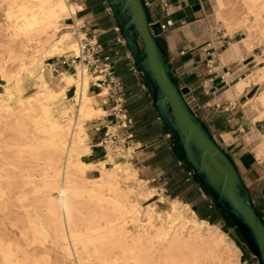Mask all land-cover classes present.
I'll list each match as a JSON object with an SVG mask.
<instances>
[{
  "label": "bare ground",
  "instance_id": "bare-ground-1",
  "mask_svg": "<svg viewBox=\"0 0 264 264\" xmlns=\"http://www.w3.org/2000/svg\"><path fill=\"white\" fill-rule=\"evenodd\" d=\"M215 1L218 22L231 35L245 30L242 44L248 51L254 40L264 43V0H240L245 13L239 19L225 15L237 11L232 0ZM81 9L69 0L0 2V43L6 53L0 75L14 80L13 89L0 94V118L12 136L7 142L0 139V264H95L96 258L107 262L112 250L131 253L124 258L128 264H240V249L228 235L199 219L188 205L180 212L175 201L165 214L156 213L154 191L141 188L130 163L113 164L111 156L87 158L92 153L88 133L107 113L89 96L85 70L55 75L45 64V59L78 55L72 34L62 32L73 28L61 22ZM7 57L19 60L24 76H10L4 67ZM259 65L239 91L264 82V60ZM25 80H31L28 96ZM253 103L260 109L254 122H264V91ZM259 135L264 146V127ZM93 171L99 177L90 180L86 175ZM11 194L20 202V223L30 230L21 236L49 242L50 248L30 250L15 242V231H7L3 222L9 219ZM51 250L60 255V263L53 262Z\"/></svg>",
  "mask_w": 264,
  "mask_h": 264
},
{
  "label": "crops",
  "instance_id": "crops-1",
  "mask_svg": "<svg viewBox=\"0 0 264 264\" xmlns=\"http://www.w3.org/2000/svg\"><path fill=\"white\" fill-rule=\"evenodd\" d=\"M146 2L153 22L163 28L159 39L168 55L175 80L190 90L194 111L237 167L254 207L264 220V146L259 135L260 123L254 122L257 115L252 104L264 91V82L252 83L243 91L238 89L239 84L256 71L255 57L242 44L243 38L223 36L216 29L212 22L217 14L215 0ZM74 5L82 9L76 18L68 19V26L73 27L79 22L86 30L85 34L95 36L103 45L105 54L111 57L115 75L122 80L125 109L131 120L128 131L135 136L132 148L136 161L144 164L149 157L154 159L149 166H143L147 174H153V180H171L180 172L183 173L182 178L172 180V185L194 182L154 107L151 86L135 71L127 45L119 41L123 38L107 0H75ZM54 67L67 73L73 69L62 62ZM99 92L91 89L88 93L99 98ZM112 107L110 100L102 104V109L109 113L107 118L100 120L102 132L115 121L111 117ZM93 138L97 141L91 145L89 158L98 161L104 154L97 146L101 136L96 133ZM166 158L168 161L165 163ZM197 188L204 196L203 188ZM241 264L258 263L249 251L241 250Z\"/></svg>",
  "mask_w": 264,
  "mask_h": 264
},
{
  "label": "water",
  "instance_id": "water-1",
  "mask_svg": "<svg viewBox=\"0 0 264 264\" xmlns=\"http://www.w3.org/2000/svg\"><path fill=\"white\" fill-rule=\"evenodd\" d=\"M135 71L154 93V107L194 178L235 225L258 264H264V220L254 207L237 167L197 116L190 90L175 80L146 0H107Z\"/></svg>",
  "mask_w": 264,
  "mask_h": 264
},
{
  "label": "rangeland",
  "instance_id": "rangeland-1",
  "mask_svg": "<svg viewBox=\"0 0 264 264\" xmlns=\"http://www.w3.org/2000/svg\"><path fill=\"white\" fill-rule=\"evenodd\" d=\"M8 1H10V0H0L1 6L2 5H6ZM69 2L71 4H74L75 0H69ZM232 3H233L232 7L236 8L237 11L231 10V14L229 12H226L225 15H228V17L232 16L233 19H239L242 16H244L243 14L245 13V11H244L245 7L242 6L240 0H232ZM0 13H2V12L0 11ZM73 18H76V15ZM68 19L63 20L61 22L62 25H64V26L67 25L68 26V23H70ZM212 22H214L216 24V29L218 31H221L223 36L233 37L235 35H238L237 36L238 39H242V38L244 39L247 36L245 30L238 31L235 34L231 35V33H229L226 30V25L225 24H221V23L218 22L217 15H215L214 19H212ZM76 24L78 25V29H79L81 27L80 23L77 22ZM62 32L71 33L74 41L77 43V36L75 34V30L69 29V30H64ZM85 32H86V30L82 29V30H79L78 33L80 34V37H84ZM254 43H253L254 45H253V48H252L253 51L252 52L249 51V53L251 54V56L255 57L256 66H257L255 68V70H258V68L260 67L259 60H264V50H263L264 43H263L262 39L261 40L256 39V40H254ZM2 45H4V44L0 43V59H1V62L4 59V57L6 56V53L4 52V47ZM67 59H69V58H67ZM63 60H64V57L45 59V64L46 65H50V66H52V65L57 66ZM1 62H0V64H1ZM20 64L21 63L19 62L18 59H10V58L7 57V60H6L5 64H4V67H5L7 72L11 73L10 74L11 77L17 76V74H19V73H20L19 76H24V74H25L23 72L24 67H20ZM70 64H72V61H70ZM75 67H76V65H75ZM69 74H72V75L76 74L75 71H74V68L70 71ZM142 76H144V75H142ZM13 83H14V80H11L10 82H7L0 75V94H3V93L5 94L6 87H10L11 89H13V85H14ZM24 86H25V88L28 91V93H25L24 96H28L29 92H31V90H32L31 80L26 81ZM106 93H107V91H105V94ZM73 96H74V90L69 92V93L67 92V98H68L66 100L67 104H71L72 103ZM94 104H95L96 107L102 109L103 98H95ZM252 104H253V102H252ZM253 108L255 109L256 115L258 117L259 113H260V109L255 107L254 104H253ZM108 116H109V113H107L106 116L102 117L101 120H103L104 118H107ZM3 121H4V118H0V139H1V142H7L10 139H12V136H10L9 129L4 126ZM100 122L101 121L95 122L94 123V128L91 131H89V133H88L89 134V142H88V144L90 145V147H91V145L93 143H95L97 141V140L94 141V138H93L96 133H98V136L99 135L101 136V138L98 140V143L104 138V134H105L107 128H106L105 132H102L103 130L101 129ZM259 123H260L259 124V129L262 130L263 127H264V122H259ZM98 129H100V131H97ZM95 138L97 139V136ZM118 150L122 151V149H118ZM103 152H104V150H103ZM150 152H152V151H149V153ZM146 153L147 152H145V155H146ZM89 156L90 155H88L87 158L89 160H91L92 158H89ZM109 156H111L113 158V164H115V163H126V162L130 163L132 168L135 169L137 171V173H138V180H139L138 183L140 184L141 188L145 189V190H150V191L153 190L154 191L155 196L151 199V203L155 204L156 213L165 214L169 210L170 204L172 202H175V201L179 203L178 206H177V209L180 212H182L185 209L186 205H188L192 210H193L194 206H198L199 208L200 207L202 208V206L199 203V197L194 193L196 184H193V183L192 184L191 183L190 184H186L185 183V184H181V185L175 186L176 188L172 185L171 181L174 180V179L175 180L181 179L183 173H180V172L176 173L174 175V178L171 179V180H159L158 178L153 180V178H154L153 174L152 173L147 174V171H146V169H143V166H149L151 163L154 162V159H150V157H149L147 162L144 163V164H142L140 162H137L136 161L137 157H135V154H134V148H131L129 150V154L128 155L127 154L126 155L122 154V156H125L123 158H118L119 156L116 157V156H114L113 153L112 154L109 153L108 157ZM104 159H107V157L106 158H102L101 160H104ZM167 161H168V159L166 158L165 159V163ZM108 167L113 168V165H109ZM149 171L152 172V168H150ZM86 176L90 180H92V179H95V178L99 177V172L98 171H93V172L88 173ZM74 177L77 178L78 180H81V177L78 176V175L74 176ZM203 193L205 194L204 191H203ZM11 196H12V198H10L9 201H11L12 205H10L9 219L7 221H4L3 223H4V225L7 228V231L9 233H11L12 231H15V233H17V240L15 239V242H20V245H25L30 250H35V249L42 250L43 248H46V247L50 248L51 245L49 244V242H46V243L42 244L39 241H35V242H31V240L30 241H26L21 236V232L25 231L27 234H29L30 230L24 228V225L22 223H20L19 220L21 218L19 217V214H18V211L20 210V209H18L19 205H20V202L18 201V199L15 197L14 194H11ZM204 196L209 202H212V200H211V198L209 196H207L206 194ZM133 199H136V198L133 196L132 200ZM162 199H163V201H162ZM137 200H138V203L140 205H142V206H147L148 205V203L146 201H144L143 199H141V198H137ZM197 217L199 219H201L198 214H197ZM201 220H205V219H201ZM210 224L217 225L223 232H225L228 235L229 239L231 241H233L235 243V245L240 249V252H241V250L243 252H244V250L249 251V249H248L245 241L243 240L242 236L240 235V233L236 229L235 225L232 223V221L229 218L227 219L225 217H220L217 221H215V223H210ZM30 239H32V237ZM50 255L53 258V262H55V263H60L61 262L60 255L58 253H56L55 251L51 250V254ZM131 255H132L131 253H129L128 255H124V254H121L120 252H117L116 250H112V251H110L107 254V257H106L107 258V262L99 261L96 258L94 261H92V263H95V264H101V263L111 264V263L116 262L118 264H128L131 261L126 263L124 258L125 257H129ZM240 264H241V257H240Z\"/></svg>",
  "mask_w": 264,
  "mask_h": 264
},
{
  "label": "built area",
  "instance_id": "built-area-1",
  "mask_svg": "<svg viewBox=\"0 0 264 264\" xmlns=\"http://www.w3.org/2000/svg\"><path fill=\"white\" fill-rule=\"evenodd\" d=\"M82 29V26L78 29L77 24L73 26V30H75L77 36L78 55L70 59L64 58L62 64L69 68H74L75 73L76 67L85 70L90 78L89 91L91 89H98L100 90L98 96L99 98H103L105 104L108 100L113 102L111 117L115 118V121L107 127L104 138L97 146L104 150L103 158L108 157L109 153H113L116 157L119 156L118 158H123L125 156H122V154H129V150L133 147L135 139L134 134L128 131L131 120L125 109L123 83L115 75L112 67V59L105 54L103 45L99 43L95 36L85 34L84 37H80L78 32ZM119 41L124 43L121 39ZM70 61H72V64H70ZM47 66L52 69L55 75L59 74V71L54 65ZM73 90L75 93V87L70 89L68 93ZM105 91H107L106 94ZM97 131L100 130L98 129ZM118 149H122V151Z\"/></svg>",
  "mask_w": 264,
  "mask_h": 264
},
{
  "label": "trees",
  "instance_id": "trees-1",
  "mask_svg": "<svg viewBox=\"0 0 264 264\" xmlns=\"http://www.w3.org/2000/svg\"><path fill=\"white\" fill-rule=\"evenodd\" d=\"M183 164H184V161H183ZM191 172L192 174V178H193V181L192 182L193 184H196V187H195V191L194 193L199 197V203L200 205L202 206V208L198 207V206H194L193 207V210L199 215V217L201 219H205L207 221H209L210 223H215V221H217L220 217H225L228 219V217L222 213L214 204V200L212 198V196L210 195V193L200 184V182L194 178V175H193V171L192 169L184 164ZM182 178V177H181ZM180 180V179H179ZM177 181V180H176ZM191 183V184H192ZM181 184H185V182H178L176 183L175 185H173L174 187L175 186H178V185H181ZM186 184H189V183H186ZM197 186H200L203 188L205 194L207 196H209L212 200V202H209L202 194L201 192L198 190ZM176 188V187H175ZM190 203V202H189Z\"/></svg>",
  "mask_w": 264,
  "mask_h": 264
}]
</instances>
